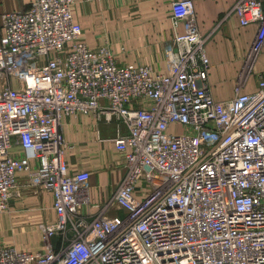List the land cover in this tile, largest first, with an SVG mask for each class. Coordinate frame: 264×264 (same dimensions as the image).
<instances>
[{
    "label": "built area",
    "instance_id": "obj_1",
    "mask_svg": "<svg viewBox=\"0 0 264 264\" xmlns=\"http://www.w3.org/2000/svg\"><path fill=\"white\" fill-rule=\"evenodd\" d=\"M78 3L33 0L1 17L0 214L42 189L57 220L38 226L43 252L0 247V264H264V74L253 94L239 85L232 100L214 98L193 0L172 4L183 32L166 72L82 42ZM235 12L259 25L260 53L264 0H237ZM81 115L114 124L126 168L92 217L90 174L64 159V120Z\"/></svg>",
    "mask_w": 264,
    "mask_h": 264
},
{
    "label": "crops",
    "instance_id": "obj_2",
    "mask_svg": "<svg viewBox=\"0 0 264 264\" xmlns=\"http://www.w3.org/2000/svg\"><path fill=\"white\" fill-rule=\"evenodd\" d=\"M175 1L104 0L89 3L79 0L74 16L83 30L82 42L90 48L108 45L122 66H150L157 72H166V48L177 32H183L182 28L175 30L172 24L171 7ZM193 1L211 62L209 88L214 98L219 102L232 100L239 85H242L244 94L256 92L259 76L264 74V57L256 63L250 77L243 80L241 76L259 25L243 27L240 24L235 12L237 0ZM32 2L0 0V39L1 17L26 10ZM63 134L67 143L64 159L69 172L90 174L91 207H85L82 213L95 216L97 207L108 202L126 175L124 155L111 142L116 136V128L114 124L97 122L93 116L81 115L65 118ZM27 190L25 188L22 197L11 203V212L0 217V247L43 252L45 246L38 226L57 220L53 195L42 189L37 192ZM26 195L32 196L26 198ZM26 204L40 212L29 223L17 217ZM30 234L33 235L32 241L26 238ZM54 244L57 246L58 241L55 240Z\"/></svg>",
    "mask_w": 264,
    "mask_h": 264
},
{
    "label": "rangeland",
    "instance_id": "obj_3",
    "mask_svg": "<svg viewBox=\"0 0 264 264\" xmlns=\"http://www.w3.org/2000/svg\"><path fill=\"white\" fill-rule=\"evenodd\" d=\"M251 49V48H250ZM262 57H264V48L263 50L258 53V54H251V52L249 51V54L247 56V59H246V62H245V65L242 69V76L241 78L243 80H245L246 78L250 77L253 73V70H254V67L256 65V63L259 61V59H261ZM29 196H32V195H26L25 197L28 198ZM11 208L12 206H10L9 210L3 214H0V217L5 215V214H8L11 212ZM39 213L40 212H37L31 205L29 204H26L22 210L19 212V214L17 215L18 217V220H23V221H26V222H31V221H34V217L36 215L39 216ZM45 212H43L44 214ZM20 215V216H19ZM25 216V217H24ZM17 219V218H16ZM18 222V221H17ZM38 225V224H37ZM23 226V225H20V227ZM30 225H27L26 227H28ZM35 229V228H33ZM32 231V228L30 229ZM39 231V230H38ZM26 238H28L30 241H32L31 239L33 238V235H28L26 236ZM58 241V240H57Z\"/></svg>",
    "mask_w": 264,
    "mask_h": 264
}]
</instances>
